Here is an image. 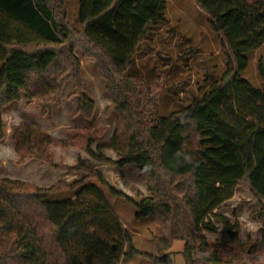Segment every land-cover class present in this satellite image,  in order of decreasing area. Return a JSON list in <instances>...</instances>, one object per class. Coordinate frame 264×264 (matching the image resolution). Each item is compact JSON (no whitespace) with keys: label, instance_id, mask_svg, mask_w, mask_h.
<instances>
[{"label":"trees","instance_id":"trees-1","mask_svg":"<svg viewBox=\"0 0 264 264\" xmlns=\"http://www.w3.org/2000/svg\"><path fill=\"white\" fill-rule=\"evenodd\" d=\"M193 1L221 35L229 64L201 97L163 116L161 84L127 70L151 27L166 19V0H78L77 25L62 0H0V141L4 106L25 95L49 116L70 79L78 113L92 117L96 103L83 88L81 48L103 71L106 114L116 115L107 145L117 155L113 163L136 165L148 192L135 202L95 168L55 164L52 145L77 146L109 163L97 152L106 129L71 127L73 136L64 141L36 123L14 126L18 164L38 159L84 175L64 185L78 191L63 201H48L62 184L0 178V264H120L137 256L174 264L170 249L177 240L184 242L186 264H264V233L260 241L237 233L227 241L205 236L219 232L214 220L238 229L215 212L238 186L264 201V88L241 76L247 54L264 46V0ZM258 72L264 83L262 61ZM106 193L133 203L141 217L152 216L150 251L135 247Z\"/></svg>","mask_w":264,"mask_h":264},{"label":"rangeland","instance_id":"rangeland-1","mask_svg":"<svg viewBox=\"0 0 264 264\" xmlns=\"http://www.w3.org/2000/svg\"><path fill=\"white\" fill-rule=\"evenodd\" d=\"M62 1L65 5L67 4L68 19L77 25V0ZM166 2V19L151 27L147 38L139 45L132 65L127 70L132 76L146 77L161 84L157 112L163 116L181 109L193 98L201 97L213 82L221 79L229 64V55L224 49L221 35L212 29L208 15L193 0H166ZM76 55L85 94L96 103L92 117L87 119L78 113L79 97L74 95L72 79L64 84L58 102L54 104L49 116L42 115L39 106H30L25 95H22L20 101L7 104L2 109L4 137L0 141V175L12 179L24 177L26 180L23 181L41 187L62 184L58 191L49 196L48 201L73 198L78 190L68 189L64 185L80 180L84 174L80 171H70V169L53 168L45 161L38 159H33L38 161L31 165L32 160L24 165L18 164L19 157L15 149L12 128L21 124L36 123L54 138L64 141L72 138L73 133L69 129L71 127L89 126L100 130L106 129L99 141L104 143L103 149L100 151L95 148L96 146L94 148L99 153L107 154L111 160L109 163L100 160L112 166L113 170L109 167L110 171L107 172L111 183L113 182L117 189L126 193L135 202H139L142 196L148 195L144 175L138 171L137 166H133L123 171L124 177H120L121 171L113 163L118 160L117 155L107 147L115 131L117 119L115 113L106 114L110 102L103 71L96 60L85 55L81 48L76 49ZM247 58L249 65L241 76L254 86L264 88L263 80L258 72L259 61H262L264 66V46L248 53ZM50 152L54 154V162L57 166L73 167L84 164L95 168L94 158L77 146L52 145ZM101 173L107 179V175ZM106 195L130 232L135 247L141 251H149L152 248L151 232L154 228L152 216L141 217L133 203L109 193ZM233 197L225 201L215 212L237 225L238 229L233 230L214 220L219 227V232L212 234L206 231L205 236L210 242L227 241L230 233H237L242 240L249 238L260 241L264 233V201L255 197L243 186L237 187ZM183 247L184 242L177 240L170 249L174 264H186L182 253ZM145 262L144 258L137 256L131 260L123 259L120 264H144Z\"/></svg>","mask_w":264,"mask_h":264},{"label":"crops","instance_id":"crops-1","mask_svg":"<svg viewBox=\"0 0 264 264\" xmlns=\"http://www.w3.org/2000/svg\"><path fill=\"white\" fill-rule=\"evenodd\" d=\"M77 2H78V0H77ZM49 133V132H48ZM101 141V140H100ZM99 144H101V145H104V143L102 144V143H100V142H98ZM95 146H97V144L96 145H94V147ZM96 148V147H95ZM79 151H81V150H79ZM104 155L106 156V157H109V156H107V154H105L104 153ZM93 159V158H92ZM35 161H38V160H32L31 162H30V165L31 164H33V163H35ZM93 161H95V164H93L94 165V167L95 168H98L101 172H103V173H105L106 175H107V172H109L110 171V169H109V167H110V165L111 164H108V163H103V161H100V160H96L95 158H94V160ZM106 165H108V166H106ZM115 166V165H114ZM133 166H136V165H127V166H125V167H118V166H115L116 168H118L119 169V171H121L120 173H119V175H120V177L122 176V177H124V175L122 174V172L123 171H126L127 169H129V167H130V169H131V167H133ZM111 169H112V166L110 167ZM113 170V169H112ZM2 177H6V176H4V175H0V178H2ZM19 179H22V180H26L24 177L23 178H20L19 177ZM107 179L109 180V182L111 183V178L109 177V175H107ZM113 186L115 185L113 182L111 183ZM40 185V184H39ZM115 187V186H114ZM237 189V188H236ZM234 197H232L231 199H233ZM230 200V199H229ZM228 201V200H227ZM151 250V249H150ZM149 250V251H150ZM128 260H131V258H129ZM148 262H145L144 264H147Z\"/></svg>","mask_w":264,"mask_h":264}]
</instances>
